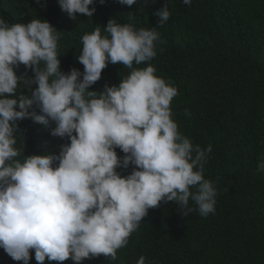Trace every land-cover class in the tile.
<instances>
[{"label": "clouds", "instance_id": "clouds-1", "mask_svg": "<svg viewBox=\"0 0 264 264\" xmlns=\"http://www.w3.org/2000/svg\"><path fill=\"white\" fill-rule=\"evenodd\" d=\"M58 3L72 20L96 11L94 0ZM155 15L160 25L170 18L167 2ZM103 29L107 35L98 26L82 36L77 60L83 72L64 73L59 31L47 20L9 25L0 19V249L22 264H30L32 252L37 264H83L101 255L116 260L148 210L161 202H175L182 216L194 210L190 199L201 216L215 212L218 192L203 176L211 146L203 151L179 132L170 107L177 88L157 77L151 64L134 67L156 56L159 33L115 19ZM21 64L33 78L16 74ZM109 64L132 71L118 86L89 90ZM21 81L36 85L31 96L18 94ZM24 119L54 123L50 134L69 142L58 154L18 159L17 122ZM129 167L127 175L117 171ZM258 171L264 172V161ZM145 260L140 256L137 264Z\"/></svg>", "mask_w": 264, "mask_h": 264}, {"label": "trees", "instance_id": "trees-1", "mask_svg": "<svg viewBox=\"0 0 264 264\" xmlns=\"http://www.w3.org/2000/svg\"><path fill=\"white\" fill-rule=\"evenodd\" d=\"M167 2L170 18L158 23L156 11ZM92 17L77 14L72 20L58 0H0V19L9 25L47 20L59 31L60 69L76 68L82 36L101 27L109 19L121 25L155 28L156 56L151 64L155 75L175 86L178 95L170 104L179 132L194 146L207 152L203 176L213 182L218 195L215 212L201 216L194 210L182 216L175 202H161L131 233L117 259L103 255L85 259L83 264H264V0H137L132 6L118 0H94ZM132 69L109 64L89 90L101 92L105 85H119ZM18 76L33 78L31 69L20 65ZM35 84L23 81L18 94L31 96ZM39 114V109H34ZM187 110L190 115H185ZM16 148L24 156L58 154L67 138L53 137L55 124L45 126L24 119L17 122ZM119 156L124 154L117 149ZM132 168L117 169L123 175ZM195 191V189H191ZM30 264H37L34 252ZM0 264H22L0 249ZM45 264L49 262L45 261ZM50 264H57L52 261ZM63 264H73L71 259Z\"/></svg>", "mask_w": 264, "mask_h": 264}]
</instances>
